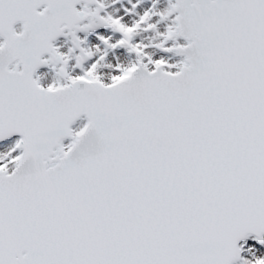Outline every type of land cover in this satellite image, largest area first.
Returning <instances> with one entry per match:
<instances>
[{
  "label": "water",
  "instance_id": "water-1",
  "mask_svg": "<svg viewBox=\"0 0 264 264\" xmlns=\"http://www.w3.org/2000/svg\"><path fill=\"white\" fill-rule=\"evenodd\" d=\"M174 2L177 74L48 90L34 74L96 0H0V143L21 150L0 171V264H236L264 237V0Z\"/></svg>",
  "mask_w": 264,
  "mask_h": 264
},
{
  "label": "rangeland",
  "instance_id": "rangeland-1",
  "mask_svg": "<svg viewBox=\"0 0 264 264\" xmlns=\"http://www.w3.org/2000/svg\"><path fill=\"white\" fill-rule=\"evenodd\" d=\"M97 3L99 7L87 6L86 13L98 12L99 20L92 17L93 26L84 21L74 38L66 34L56 42L59 63L53 66L48 62L47 68L37 73L39 85L52 89L77 79L110 85L126 76L136 61L148 69L157 65L170 72L179 69L183 58L167 50L184 44L180 39L167 41L175 25L170 0H98ZM61 66L65 70L63 75L59 74ZM83 126L84 122H78L74 134ZM18 142L13 139L0 145V170L9 173L15 168L20 156ZM70 143L62 142L59 150L66 151ZM240 252L237 264H264V239L242 244Z\"/></svg>",
  "mask_w": 264,
  "mask_h": 264
},
{
  "label": "bare ground",
  "instance_id": "bare-ground-1",
  "mask_svg": "<svg viewBox=\"0 0 264 264\" xmlns=\"http://www.w3.org/2000/svg\"><path fill=\"white\" fill-rule=\"evenodd\" d=\"M171 4H172V1H171ZM88 9L86 8V12H88L87 11ZM78 13L81 15V10L80 9H78ZM173 17H174V15H173ZM79 28V27H78ZM53 52L55 53L56 52V46L54 45V48H53ZM81 122V121H80Z\"/></svg>",
  "mask_w": 264,
  "mask_h": 264
}]
</instances>
